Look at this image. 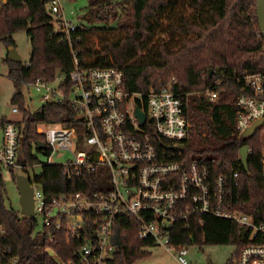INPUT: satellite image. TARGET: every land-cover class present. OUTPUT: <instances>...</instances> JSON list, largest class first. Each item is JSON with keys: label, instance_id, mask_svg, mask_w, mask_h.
Instances as JSON below:
<instances>
[{"label": "trees", "instance_id": "trees-1", "mask_svg": "<svg viewBox=\"0 0 264 264\" xmlns=\"http://www.w3.org/2000/svg\"><path fill=\"white\" fill-rule=\"evenodd\" d=\"M255 10L253 0H87L84 15L74 24V31L66 34L48 13L45 0H0V42L15 47L12 36L23 31L30 44L26 64L5 60L6 77L15 90L11 104L21 118L0 123L2 129L11 123L19 130L22 171L39 163L32 149L49 155L48 148L36 146L45 142L36 132L39 125L74 127L78 147L83 142V126L68 103L32 109L28 100V88L37 79L52 81L60 75L69 86L74 53L82 71L118 70L129 94H144L151 87L169 84L180 96L189 123L182 142L184 157L207 165L213 177L237 172L232 209L248 215L260 212L264 204V126L247 138L236 130L237 99L250 95L243 74L264 72V39L256 33ZM207 92L217 93L218 100L210 102ZM243 146L250 151L246 169L238 155ZM7 171L14 180L13 169ZM102 171L77 176L71 169L69 181L64 166L43 164L31 181L48 199L76 192L89 195L101 191L102 177L97 173ZM4 194L0 170V253L9 249V257H19L16 264H53L48 248L64 259L70 255L72 248L62 237L48 245L46 233L33 235L36 221L6 207ZM199 219L204 222L202 229ZM188 223L189 229L183 227L184 222L172 229L174 244L234 247L226 264H234L238 251L246 245L248 230L230 220L203 215ZM111 245L110 264H134L148 258L152 242L138 239L132 220L118 216Z\"/></svg>", "mask_w": 264, "mask_h": 264}, {"label": "built area", "instance_id": "built-area-1", "mask_svg": "<svg viewBox=\"0 0 264 264\" xmlns=\"http://www.w3.org/2000/svg\"><path fill=\"white\" fill-rule=\"evenodd\" d=\"M62 1L45 0L48 13L69 34L75 25L68 20ZM70 15L75 16L72 12ZM73 64L69 86L64 77L56 76L52 81L35 80L28 90L39 95L42 105L68 103L85 137L78 147L74 127L39 125L36 132L43 135L49 155L45 163L34 167L57 165L52 156L57 151L68 152L72 159L61 165L67 179L71 180V169L77 176L101 169L102 173H97L102 177L101 191L48 199L31 181V169L24 173L23 166H18L19 130L15 125L3 127L0 145V170L20 169L33 188L31 219L37 224V218H41L39 232L47 234L48 245H55L60 236L72 248L65 259L48 248L53 264H110L114 253L112 231L118 216L132 220L138 239L152 242L147 250L161 246L173 253L177 264H189L187 247L194 246L174 244L172 229L182 222L189 229V219L203 215L227 219L248 230L246 245L238 251L234 264H264V204L254 215L233 210L232 188L237 186L238 173L213 177L207 165L184 157L185 146L183 151L173 150L184 145L189 123L182 100L172 87L160 84L144 94H129L118 70L82 71L74 53ZM243 80L250 95L237 99L236 130L240 136L255 121L264 119V72L243 74ZM206 96L210 102L219 98L214 92ZM136 108L145 116L143 123L134 114ZM12 113L17 114V109ZM261 174L264 180V146ZM198 224L202 229V219ZM10 253L9 249L0 253V264L18 262L19 257H9Z\"/></svg>", "mask_w": 264, "mask_h": 264}, {"label": "rangeland", "instance_id": "rangeland-1", "mask_svg": "<svg viewBox=\"0 0 264 264\" xmlns=\"http://www.w3.org/2000/svg\"><path fill=\"white\" fill-rule=\"evenodd\" d=\"M62 5L64 12L68 17V20H72L74 24L79 23V18L84 15L85 8L87 6V0H63ZM74 13L75 16H71L70 13ZM256 33H260L257 31ZM260 35V34H259ZM14 41V49L21 59L22 64H26L30 55V44L26 34L23 31L17 32L12 36ZM264 49V48H263ZM7 58V46L0 42V123L2 120L15 121L21 118V114L18 115L12 113L13 106L11 104V98L15 92L11 81L6 77V60ZM212 71V70H210ZM57 77H61L58 75ZM29 106L32 109L39 108L42 104L39 102V95L32 89L28 90ZM3 133L0 126V145L2 142ZM264 146V143L263 145ZM32 155L38 159L39 162L45 163L46 157L41 153H38L35 149H32ZM72 156L68 152L57 151L52 156L53 164L62 165L67 160H71ZM22 160L19 159L18 166H22ZM14 175L22 174L20 169H13ZM41 172V166L34 167L29 170L30 176L39 175ZM3 182H4V202L6 207H11L14 210H19L18 206V192L16 190L15 182L12 179L11 174L7 170L2 171ZM42 229V220L40 217L37 218V224L34 229L33 235ZM187 261L189 264H226L234 253V247L231 246H194L187 247ZM149 256L146 259H141L134 264H177L173 258V253L167 252L161 246H155L148 250Z\"/></svg>", "mask_w": 264, "mask_h": 264}, {"label": "water", "instance_id": "water-1", "mask_svg": "<svg viewBox=\"0 0 264 264\" xmlns=\"http://www.w3.org/2000/svg\"><path fill=\"white\" fill-rule=\"evenodd\" d=\"M256 4V19L259 32L264 39V0H253ZM7 60L11 63L20 64L21 59L18 56L13 46L7 47ZM1 62V59H0ZM211 72V71H210ZM135 116L139 119L140 123L144 122V114L140 112L137 108L134 111ZM264 126V119H260L255 121L248 129L241 133L242 138L252 137L254 136L260 128ZM37 148H44L45 144L37 143ZM175 151H183L184 145H180L176 148H173ZM239 159L242 163V166L246 169L247 167V157L248 147L243 146L239 152ZM15 186L18 192V206H19V214L23 217L32 218L34 216L33 211V188L30 186L29 180L24 175H15Z\"/></svg>", "mask_w": 264, "mask_h": 264}, {"label": "clouds", "instance_id": "clouds-1", "mask_svg": "<svg viewBox=\"0 0 264 264\" xmlns=\"http://www.w3.org/2000/svg\"><path fill=\"white\" fill-rule=\"evenodd\" d=\"M20 175H22V174H20Z\"/></svg>", "mask_w": 264, "mask_h": 264}, {"label": "crops", "instance_id": "crops-1", "mask_svg": "<svg viewBox=\"0 0 264 264\" xmlns=\"http://www.w3.org/2000/svg\"><path fill=\"white\" fill-rule=\"evenodd\" d=\"M2 143V142H1ZM19 211V210H18Z\"/></svg>", "mask_w": 264, "mask_h": 264}]
</instances>
